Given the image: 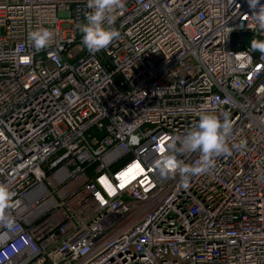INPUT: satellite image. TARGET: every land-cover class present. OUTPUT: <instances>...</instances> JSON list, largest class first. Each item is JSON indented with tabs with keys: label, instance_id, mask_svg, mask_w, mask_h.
I'll return each mask as SVG.
<instances>
[{
	"label": "built area",
	"instance_id": "1",
	"mask_svg": "<svg viewBox=\"0 0 264 264\" xmlns=\"http://www.w3.org/2000/svg\"><path fill=\"white\" fill-rule=\"evenodd\" d=\"M86 11L0 0V183L18 226H0V264H264V33L247 0H125L98 52ZM201 112L228 114L232 154L183 187L154 165Z\"/></svg>",
	"mask_w": 264,
	"mask_h": 264
},
{
	"label": "clouds",
	"instance_id": "2",
	"mask_svg": "<svg viewBox=\"0 0 264 264\" xmlns=\"http://www.w3.org/2000/svg\"><path fill=\"white\" fill-rule=\"evenodd\" d=\"M252 10V19L259 30L264 33V4L260 0H247ZM125 0H86L88 11L84 13L85 21L78 23L77 27L82 33V43L90 52L105 49L110 43L119 38L120 32L115 27L116 11L123 9ZM54 33L47 28H38L29 32L32 47L41 51L51 45ZM251 50L264 54V40L253 39ZM233 125L227 113L221 121L214 114L201 112L198 123L194 124L180 140L179 146L175 140L168 145L169 154L162 155L155 161V168L165 178H174L179 174L183 187L188 186L191 176L204 174L215 168V157L232 154L228 139L232 135ZM245 144H233L232 148L242 149ZM164 152V149H160ZM199 153V159L193 163H185L179 155ZM15 193L9 190L6 184L0 183V226L13 230L18 226L13 218L6 215V209L13 207L12 200ZM7 233L0 236V241L6 238Z\"/></svg>",
	"mask_w": 264,
	"mask_h": 264
},
{
	"label": "water",
	"instance_id": "3",
	"mask_svg": "<svg viewBox=\"0 0 264 264\" xmlns=\"http://www.w3.org/2000/svg\"><path fill=\"white\" fill-rule=\"evenodd\" d=\"M247 33H238V34H232L231 39H232V45L235 39L243 38Z\"/></svg>",
	"mask_w": 264,
	"mask_h": 264
}]
</instances>
